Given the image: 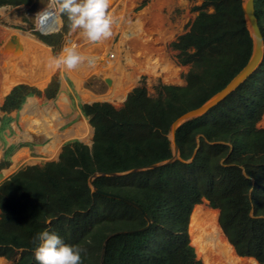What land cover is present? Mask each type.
<instances>
[{"label":"trees","instance_id":"trees-1","mask_svg":"<svg viewBox=\"0 0 264 264\" xmlns=\"http://www.w3.org/2000/svg\"><path fill=\"white\" fill-rule=\"evenodd\" d=\"M36 0H0V6H35ZM254 16L264 46V0H254ZM187 29L169 46L180 65L189 66L184 85L143 84L119 108L106 102L81 104L94 132L88 146L63 143L57 161L18 169L0 182V257L12 264H38L34 251L41 231L87 249L82 264H202L190 244L188 225L196 205L218 211V225L238 257L264 264V52L255 71L205 114L175 130L181 161L118 176H98L92 185L137 204L91 191L95 173L147 168L172 156L171 123L222 89L247 63L253 41L242 0H202ZM70 30L36 37L55 49ZM57 87V85H56ZM14 86L0 110H19L29 96L54 97ZM4 118L1 129L8 127ZM12 150L5 151L7 157ZM7 161L0 163V168ZM114 233H118L113 235ZM113 235V236H112ZM90 242V243H89Z\"/></svg>","mask_w":264,"mask_h":264},{"label":"rangeland","instance_id":"rangeland-1","mask_svg":"<svg viewBox=\"0 0 264 264\" xmlns=\"http://www.w3.org/2000/svg\"><path fill=\"white\" fill-rule=\"evenodd\" d=\"M201 3L202 0H111L109 13L114 22L110 38L98 44H91L85 42L78 32H72L70 29L68 33L62 35L55 49L44 45L48 49L50 58L58 56L68 43L76 44L77 49L88 52L92 58H85L80 69L74 71L52 68L48 73H44L42 67H39L38 70H36L37 68L24 69L21 67L19 71L25 72L27 78L12 84L7 92L0 93L1 107L4 97L16 85H26L40 92L50 86L55 88L52 99L43 95L29 96L19 110L9 113L0 110V163L7 161V166L0 168V182L20 168L55 161L63 143L78 139L64 140L56 156L50 157L42 152L50 139L34 131L27 132L25 120H23V111L26 110L31 99L36 100V106L40 107L38 115L45 117L46 111H51L58 116L57 125L55 127L51 123L50 125L56 133L61 134L81 120L88 123L87 119L79 112L81 104L106 102L119 108L131 89L140 84L145 86L149 96H155V87L160 84L184 85L183 76L189 66H183L177 62L176 52L170 49L169 44L187 29L188 24L197 14L194 7H199ZM47 4L48 0H36L33 8L24 5L0 6L5 9L0 13V48L15 33L30 37L38 42L39 39L35 35L37 32L34 31L36 27L35 15L42 11ZM5 6L7 7L5 8ZM60 30L61 27L46 35ZM6 33H11L10 37L6 38ZM7 51L11 52V48ZM128 58L132 60L131 63ZM90 60L98 66L95 71H86ZM163 62L170 67V72L166 73L160 70V65ZM0 73H2L1 81L3 70H0ZM34 73H38L39 76H35ZM129 79L132 80V84L121 100L105 98L114 80L126 83ZM106 81H109V84ZM31 116L38 119L35 115ZM4 118H10L9 128L1 129ZM88 125L90 126L89 123ZM258 126L264 128V114ZM92 136L91 132L88 140L82 142L89 145ZM9 146H12L11 153L5 157V151ZM199 206L207 212L208 216L214 218V223L216 222L218 225V211L209 208L206 201H202ZM203 222L202 228L207 234L210 231L207 225L208 221L205 219ZM220 238H225L221 231ZM189 239L191 244L190 234ZM196 258L205 264L197 255ZM239 258L244 260V264H253L252 258ZM0 264L12 263L0 257Z\"/></svg>","mask_w":264,"mask_h":264},{"label":"bare ground","instance_id":"bare-ground-1","mask_svg":"<svg viewBox=\"0 0 264 264\" xmlns=\"http://www.w3.org/2000/svg\"><path fill=\"white\" fill-rule=\"evenodd\" d=\"M42 25L47 31L54 30L57 27L55 18L48 19ZM42 25L38 26L36 21L37 28H41ZM10 34L11 33H6V38L10 37ZM14 35L18 39L20 44L19 47H11V52L7 51L10 48H3L4 44L1 45L0 48V70H3V81H0V93L7 92L12 84L27 78L25 72L22 73L19 71L21 67H24V69L37 68L36 70L42 67L44 73H48L52 70V67L49 66L50 55L48 49L44 45L30 37H24L18 33ZM77 50L85 58H92L88 52ZM16 52H18V54H15ZM128 60L130 63L132 62L131 59L128 58ZM97 68L98 66L90 60L89 66L86 67L87 70H85L95 71ZM78 69H80V67ZM160 70L168 73L171 69L167 63L163 62V64L160 65ZM1 74L2 73H0V75ZM34 74L35 76H39L38 73ZM116 80H114V83H111L109 92L105 97L106 99L121 100L132 84L131 79L126 83H120V81L117 82ZM38 112L39 111L36 110V100L31 99L30 104H28L26 110L23 111L24 124L27 132L34 131L50 139L49 143L42 149V152L50 157L57 155L59 147L64 140L78 138L81 141H86L91 135L92 130L85 120H81L66 132L58 134L50 125V123L54 127L57 125L58 116L51 111H46L44 117L38 115ZM31 115L37 116L38 119H34V116ZM205 219H207V225L210 228L207 234L204 233L205 230L202 228ZM220 231L219 225H217L216 222L214 223V218L208 216L207 212H205L201 206L196 205L193 208L189 219L188 232L196 255L202 259L205 264H244V260L240 259L234 253L232 246L228 243L226 238H220Z\"/></svg>","mask_w":264,"mask_h":264},{"label":"clouds","instance_id":"clouds-1","mask_svg":"<svg viewBox=\"0 0 264 264\" xmlns=\"http://www.w3.org/2000/svg\"><path fill=\"white\" fill-rule=\"evenodd\" d=\"M111 0H48L42 11L36 13L38 26L50 18H55L57 27H63L64 18L72 32H78L85 42L98 44L112 35L113 17L109 13ZM7 6H5L6 8ZM5 9L0 8V13ZM74 43L66 44L60 54L50 58V67L66 71L78 69L85 57ZM34 256L38 264H82V254L87 249L65 244L55 233L39 232L33 239ZM90 243V242H89ZM253 264L259 261L253 258Z\"/></svg>","mask_w":264,"mask_h":264},{"label":"water","instance_id":"water-1","mask_svg":"<svg viewBox=\"0 0 264 264\" xmlns=\"http://www.w3.org/2000/svg\"><path fill=\"white\" fill-rule=\"evenodd\" d=\"M253 1L254 0H242V13H243L244 20L246 22V25L249 29V32L251 34L252 41H253L252 53L250 55V58L248 59L247 63L243 66V68L222 89H220L218 92L213 94L202 105L183 113L182 115L177 117L171 123L169 134H168V139L171 143V148H172V156L170 157V159L163 161L161 163H156V164L150 165L147 168L133 169V170H130L128 172H124V173H120V174H117V173H109V174L95 173L88 179V184H89L92 192H94L100 196H103V197L122 201L128 205H131L132 207L136 208L137 210H139L147 221V225L145 226V228L149 225V220L146 218L145 213L137 204H135L134 202H132V201H130V200H128L122 196L96 189L92 185V179L95 177H98V176L123 175V174H127L129 172H132V171L156 168L158 166L171 163L173 161H181V159L179 158V154H178V146H177V144L175 142V138H174L176 128L180 124H182L183 122L190 120L192 118H195V117H199V116L205 114L211 108H213L217 103H219L222 99H224L227 95H229L232 91H234L246 78H248L255 71V69L258 67V65L260 64V62L262 60L263 52H264L263 39H262L260 30L258 28V25H257V20L254 16ZM58 29L59 28L56 27L54 30L47 31V30H45V27L42 25L41 28L35 27L34 31L40 35H46L52 31H57ZM38 42L45 45L40 40H38ZM19 46H20V44L18 42L17 37L15 35H12L9 38V40L4 43L3 48H11V47L17 48ZM106 83L109 84V81H106ZM91 130H92V134H93V132H94L93 127H91ZM77 140L82 142L80 139H77ZM91 144H92V141L90 142V144L88 146H91ZM57 160H58V157L56 158L55 161H57ZM115 234H118V233H114L113 235H115Z\"/></svg>","mask_w":264,"mask_h":264},{"label":"crops","instance_id":"crops-1","mask_svg":"<svg viewBox=\"0 0 264 264\" xmlns=\"http://www.w3.org/2000/svg\"><path fill=\"white\" fill-rule=\"evenodd\" d=\"M9 91H10V90H9ZM7 94H8V93H7ZM39 108H40V107L36 106V110L39 111ZM39 112H40V111H39ZM79 112L81 113L80 108H79Z\"/></svg>","mask_w":264,"mask_h":264}]
</instances>
